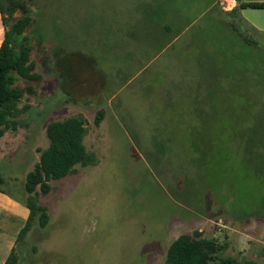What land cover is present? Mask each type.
<instances>
[{"label": "rangeland", "instance_id": "rangeland-1", "mask_svg": "<svg viewBox=\"0 0 264 264\" xmlns=\"http://www.w3.org/2000/svg\"><path fill=\"white\" fill-rule=\"evenodd\" d=\"M31 1L43 80L1 141L0 188L26 199L52 121L83 118L97 163L40 195L49 224L18 264H164L196 231L264 263V32L218 0ZM244 17L264 26L263 10Z\"/></svg>", "mask_w": 264, "mask_h": 264}, {"label": "trees", "instance_id": "trees-1", "mask_svg": "<svg viewBox=\"0 0 264 264\" xmlns=\"http://www.w3.org/2000/svg\"><path fill=\"white\" fill-rule=\"evenodd\" d=\"M235 1L240 7L232 11L234 15L246 8L264 10V3L246 4L242 3V0ZM0 15L5 28L4 40L0 46L1 142L9 131H18L25 121L23 116L27 112V107L20 108L19 105L24 96L36 94V86L43 80V76L36 72V64L32 60L34 46L28 35L35 24L32 1L0 0ZM231 28L236 31L233 24ZM243 40L250 42L248 38L243 37ZM110 98L105 90L98 97L102 107L96 113L97 126L105 118L104 106ZM87 134V123L81 117L52 121L46 126L49 146L39 150V162L27 175L24 186L27 197L22 202L29 210V218L6 264L19 263L18 245L27 239L37 218L41 228L48 226L50 220L48 209L39 204V197L52 192L51 182L77 175L78 166L87 168L97 163V159L88 152L85 145ZM3 184L5 179L0 173V185ZM224 252L225 246L219 240L209 239L203 232L196 231L193 234L181 235L171 244L164 264H264L247 259L240 262L236 257L225 256Z\"/></svg>", "mask_w": 264, "mask_h": 264}, {"label": "crops", "instance_id": "crops-1", "mask_svg": "<svg viewBox=\"0 0 264 264\" xmlns=\"http://www.w3.org/2000/svg\"><path fill=\"white\" fill-rule=\"evenodd\" d=\"M218 3L222 7L224 15L236 18L238 17L239 20L244 19L245 24H248L252 31H255L256 33L264 32V26H261L254 20H249L244 17L245 12L258 9L246 8L238 11L237 15H234L232 11L240 7V4H238L237 1L218 0ZM242 3H264V0H242ZM224 5L226 7H224ZM4 35L5 28L0 15V46L4 40ZM4 139L5 137L2 140ZM0 147L1 152L3 147L1 146V142ZM29 214V210L26 206H24L23 202H20L18 198L10 195L4 189L0 188V264H6L12 250L16 248L17 239L20 232L27 224Z\"/></svg>", "mask_w": 264, "mask_h": 264}]
</instances>
